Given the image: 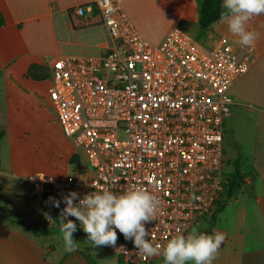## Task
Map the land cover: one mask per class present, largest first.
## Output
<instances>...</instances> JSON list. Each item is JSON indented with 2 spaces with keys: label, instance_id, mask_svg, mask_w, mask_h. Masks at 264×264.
<instances>
[{
  "label": "built area",
  "instance_id": "1",
  "mask_svg": "<svg viewBox=\"0 0 264 264\" xmlns=\"http://www.w3.org/2000/svg\"><path fill=\"white\" fill-rule=\"evenodd\" d=\"M74 12L98 13L112 45L105 55L56 58L49 98L62 132L93 172L78 163L64 178L31 174L24 179L30 199L61 214L65 204L56 208L50 197L146 189L160 201L155 220L145 224L147 239L162 251L178 231L186 235L210 217L228 188L223 140L234 104L230 89L254 57L241 58L228 37L208 49L179 28L151 44L116 0H91ZM116 231L111 250L125 264L163 259L143 255Z\"/></svg>",
  "mask_w": 264,
  "mask_h": 264
},
{
  "label": "crops",
  "instance_id": "2",
  "mask_svg": "<svg viewBox=\"0 0 264 264\" xmlns=\"http://www.w3.org/2000/svg\"><path fill=\"white\" fill-rule=\"evenodd\" d=\"M116 1L151 44H160L171 29L179 28L208 49L217 45L220 36H227L235 42L241 58L253 55L248 72L230 89L234 104L225 123L224 139L228 131L232 138L231 156L226 155L223 140L224 168L232 160L235 169L237 162L242 178L249 182L234 188L229 198L227 188L214 224L205 218L195 228L203 233L211 228L212 233L220 231L225 235L212 264H264V14L248 22V29L258 38L253 46L245 47L219 21L208 29L200 27L203 0ZM90 2L0 0V13L5 19L0 27V131L5 132L0 143V264H104V256L94 251L82 228L73 233L79 242L75 251L68 252L60 246L63 240L57 227L59 213L53 212L50 204L31 200L24 181L35 173L68 177L81 164L78 150L63 132L72 148L71 170L47 171L38 162L37 144L50 122H57L49 98L53 61L63 56L105 55L112 45L98 13L84 18L75 15V8ZM33 65L43 67L48 77L34 80L28 76ZM74 156H78L75 164ZM224 179L229 187L233 177ZM48 216L56 220L57 226ZM13 217L28 222L37 233L8 220ZM155 261L163 264L164 258ZM119 263L125 264L120 258Z\"/></svg>",
  "mask_w": 264,
  "mask_h": 264
},
{
  "label": "clouds",
  "instance_id": "3",
  "mask_svg": "<svg viewBox=\"0 0 264 264\" xmlns=\"http://www.w3.org/2000/svg\"><path fill=\"white\" fill-rule=\"evenodd\" d=\"M219 23L227 25L228 30L237 36L241 46L254 45L258 34L248 29V22L254 16L264 14V0H223ZM56 208L61 202L62 209L57 226L51 216L47 218L59 228L64 248L68 252L76 250L77 241L73 233L77 223L68 219L75 217L87 234V241L93 246H115L117 229L125 240H130L135 248L145 256H160L164 264H212L225 239L223 232L212 234L199 232L193 228L186 235L177 232L163 246L154 245L148 237L145 224L155 220L159 198L146 189L135 187L117 194L111 189L89 192L80 198L77 192L70 191L62 201L50 197Z\"/></svg>",
  "mask_w": 264,
  "mask_h": 264
},
{
  "label": "rangeland",
  "instance_id": "4",
  "mask_svg": "<svg viewBox=\"0 0 264 264\" xmlns=\"http://www.w3.org/2000/svg\"><path fill=\"white\" fill-rule=\"evenodd\" d=\"M37 145H38V150H37L38 162L39 164L44 166V168H46L47 171L64 172L67 169L71 170V164L69 163V157L71 156V152H72L71 144L69 140L63 135L57 122L54 121L50 122V125L47 128V133L40 136ZM231 145H232L231 135L228 131H226L225 139H224V147L227 156L232 155ZM78 154L81 158V165L84 166L89 173H92L93 170L89 165V162L85 154L82 151H78ZM233 171H235V169L233 167V163L231 160L223 170L224 177L231 179L233 177L231 174ZM48 210L49 208L46 207V213H48ZM205 220H207L210 225L212 224V219L210 217H206ZM79 228L81 227L77 225V229ZM60 246H64V244L61 243ZM91 247H94V251L99 252L98 254L104 256L103 258L104 264H122L119 263V258L116 255H113V253L112 254L109 253L107 248L110 247L108 245H105L103 248H101L99 246L97 247L91 244ZM93 264H96V261H94ZM153 264H161V263L154 261Z\"/></svg>",
  "mask_w": 264,
  "mask_h": 264
},
{
  "label": "trees",
  "instance_id": "5",
  "mask_svg": "<svg viewBox=\"0 0 264 264\" xmlns=\"http://www.w3.org/2000/svg\"><path fill=\"white\" fill-rule=\"evenodd\" d=\"M222 3L223 0H203L201 2V9H200V17H199V25L202 29H208L210 28L214 23L219 21L220 14L222 12ZM5 24V19L3 15L0 13V27ZM28 76H30L34 80H41L48 77V74L46 72H43V67L38 65H33L28 70ZM5 136V132L3 130L0 131V143L2 139ZM78 162V156H74L72 159V163ZM235 171L233 175V179L230 181L229 187H228V198L231 196V192L234 188L239 187L242 184V176L239 172V167L237 162L234 164ZM223 207V204L220 202L215 210V212L210 216L212 219V224L217 219L218 214L221 212V209ZM9 221H11L13 224H16L24 229H26L28 232L36 234L37 229L30 225L28 222L21 220L19 218L13 217L8 218ZM206 234H212V229H208Z\"/></svg>",
  "mask_w": 264,
  "mask_h": 264
}]
</instances>
